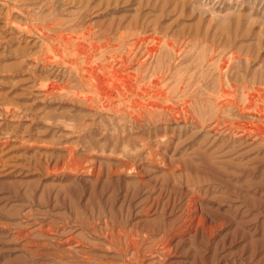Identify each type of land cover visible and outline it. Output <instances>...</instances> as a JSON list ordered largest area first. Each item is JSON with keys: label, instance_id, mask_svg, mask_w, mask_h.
Masks as SVG:
<instances>
[{"label": "rangeland", "instance_id": "374dc122", "mask_svg": "<svg viewBox=\"0 0 264 264\" xmlns=\"http://www.w3.org/2000/svg\"><path fill=\"white\" fill-rule=\"evenodd\" d=\"M52 15L146 61L175 111L45 94ZM0 264H264V0H0Z\"/></svg>", "mask_w": 264, "mask_h": 264}, {"label": "bare ground", "instance_id": "6f19581e", "mask_svg": "<svg viewBox=\"0 0 264 264\" xmlns=\"http://www.w3.org/2000/svg\"><path fill=\"white\" fill-rule=\"evenodd\" d=\"M54 16L45 17L48 24L44 29L34 27L44 44L32 60L40 62L44 69L51 68L37 77L45 94L66 97L96 113L135 122L175 111L163 84L165 76L148 75L146 61H138L134 68L128 50L123 51L110 34H97L94 26L85 25L81 18L71 19L68 25L67 20ZM162 40L148 34L134 44H147L146 55L151 58L158 53Z\"/></svg>", "mask_w": 264, "mask_h": 264}]
</instances>
